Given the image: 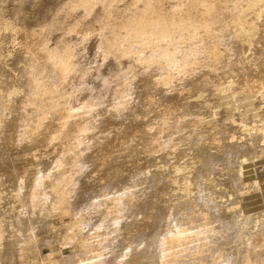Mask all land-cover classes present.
<instances>
[{
    "label": "rangeland",
    "instance_id": "rangeland-1",
    "mask_svg": "<svg viewBox=\"0 0 264 264\" xmlns=\"http://www.w3.org/2000/svg\"><path fill=\"white\" fill-rule=\"evenodd\" d=\"M0 6V69L16 77L0 81V264H34V244L41 247L35 264H132L134 256L154 250L162 230L175 227L163 223L171 218L163 204L177 197L181 207L190 205L177 214L195 221L176 225L177 246L161 264L260 263L259 251L250 249L256 241L248 235L264 229V48L258 49L264 47V0H0ZM20 21L34 32L29 85L17 79L15 47L1 40ZM12 44L17 46V38ZM88 60L107 71L103 79ZM252 65L260 84L245 87ZM204 70L212 75L210 84L176 102L195 109L175 110L160 121L192 124L145 154L151 176L161 177L128 175L116 179L113 193H100L99 168L105 174L111 162L98 158L131 146H111V133L126 131L128 140L136 141V124L146 118L131 105V91L150 79L170 91L174 103L178 91ZM96 84L104 87L99 96ZM19 99L24 110L16 130L12 118ZM51 121L49 140L34 142ZM219 127L225 129L216 133ZM148 129L165 133L163 127ZM206 133L210 140L233 142L239 136L237 142L247 148L228 155L221 144L220 155L212 158L210 188L198 194L195 183L180 174ZM100 136L105 143L97 146ZM22 175L33 176L29 189ZM129 177L132 183L121 184ZM165 179L171 192L164 191ZM124 193L143 207L158 206L143 211L154 218L142 221V229L128 221ZM41 228L45 236H38ZM72 240L78 252L64 263ZM241 244L243 254L231 253Z\"/></svg>",
    "mask_w": 264,
    "mask_h": 264
},
{
    "label": "bare ground",
    "instance_id": "bare-ground-1",
    "mask_svg": "<svg viewBox=\"0 0 264 264\" xmlns=\"http://www.w3.org/2000/svg\"><path fill=\"white\" fill-rule=\"evenodd\" d=\"M2 13H4V8L0 6V15ZM263 33H264V28H263ZM33 34H34L33 30L26 23L20 21L18 23L17 29L6 30L1 39L6 46L12 45V47L13 46L15 47L14 50L16 53H15V58L13 60V66L19 73V76L17 77L18 81L24 85L30 84V81L27 77V70H28V66L33 61V58H32L33 51H34ZM16 38L18 40L17 46L12 44V41ZM262 40H263V45H264V39ZM262 48L264 47H261L260 45L258 46V49H262ZM260 59H261V62L264 61V58H260ZM86 63H87L86 65L93 66L94 69L96 68L95 70L96 76L98 77L99 80L103 79L104 73L107 72L106 70H104L103 68H100L99 64H94V62L92 63L89 60L86 61ZM81 64H82V61H81ZM247 71L250 73V77H248L247 82H244L245 83L244 86L245 87L249 85L258 86L260 84V82L258 81L259 70L255 68L254 65H252L248 67ZM262 71H264V66L262 67ZM211 78H212V75L209 70H204L198 73L197 75H195L193 78H190L187 82V85L178 91L174 103H171L169 101V98L172 97V95L170 94V91L164 89L162 86H159V85H156L150 82V79H147V81L143 84H138L131 91V93H133V96H134V100L131 103V105L136 109L137 114L139 116L141 117L146 116V118H141V121L136 124V127L138 128V134H139L136 141L134 140L129 141L128 133L126 131H119L117 133H114V132L111 133V138H110L111 140H108L111 146L115 145L118 147L120 146L122 147L123 145H126V144H129L131 146L121 148L116 155H114L113 153L109 151H106V153H104L100 158H98L100 160L99 163L101 164L111 162L110 167L103 166L106 168L105 174H102V172L100 173L101 167L99 168L98 177L96 179L95 184L97 182L99 183L97 184L99 185L98 191L100 193H113L115 186L119 184V181H116V179L117 178L122 179L128 175L130 176L136 175L138 178H142V179H146L147 177H153V176L161 177L158 174H153L151 176L145 164L146 163L145 154L155 151L159 147L158 146L159 141L170 140L172 136L174 135V131L176 130L184 131L186 128H188L192 124V120L189 119L184 122H178L176 120H173L169 122L168 124L161 125L160 124L161 119L164 117V114H168V113L175 114V110L178 111L181 108L185 109L186 111H193L195 109L193 105L187 104V103L180 105L176 103L177 100L180 98L189 96V95H193L199 92V90L204 89V87L210 84ZM15 79L16 77L11 71L0 69V81L10 83L14 81ZM94 86H95L94 89H96L95 91L97 92L96 95L99 96L104 87L100 84H96ZM233 103L235 105L236 100ZM23 110H24L23 103L21 102V99H19L17 114H15L12 118V123L16 130H18L22 126L21 125V119H22L21 112H23ZM224 117L225 118L227 117V112L224 113V115L221 114L219 117H217V120L215 123L221 124L223 120H225ZM107 119H108V122H111L112 120V118H107ZM54 126H55V121L48 122L43 128V136L40 139H36L34 142L39 141V142L46 143L49 140L50 133L52 129L54 128ZM151 126H156L158 128L163 127L165 129L164 131L165 133H163V136H162L161 134L156 133L154 130H149L148 128ZM224 129H225L224 127H219V129L216 130L215 132L219 133V132L224 131ZM183 136H184L183 138L184 144L186 145L189 144L190 141H189L188 135L184 133ZM203 137L204 138H203L202 143L200 142L194 143L193 145L194 154L191 158H189L186 161V164L180 174L181 178L183 177L185 178V180H188V179L192 180L195 183V186H197V190L199 191L198 194H205L204 190L207 188H210V186L207 185V183L210 182L209 173L213 172L211 170L213 169L215 165L213 163L212 158L214 159L216 156L218 157L220 155L219 147L221 146V144L224 145V153L228 155L235 152V150L239 154L238 148L240 146L247 148V144H241L242 142L241 143L237 142L239 136L233 142L227 138H222V137L219 139L210 140L208 138V133H206ZM95 143L97 144V146H101L103 143H105V141L102 138V136H100L99 138L95 139ZM248 146H251V145H248ZM243 147H240V148L243 149ZM242 149H240V151ZM243 151L244 150H242L241 152ZM198 152H201V153L198 154ZM101 154L102 153H99V156ZM93 161L95 163H98V161L96 162V158H93ZM49 168H51L50 165L48 167H44L41 170H37L35 174L44 173L48 171ZM62 168H64L63 165L60 166L59 169H62ZM6 173L8 175H11L13 173V170L9 168L6 171ZM22 176L25 178L26 188L29 189L32 184L33 176L32 175L30 177L24 176V175ZM128 183H132L131 177H129L126 181L121 182V184L123 185L128 184ZM162 183H163L165 192L172 191L173 186L170 184L168 179H165ZM237 185H238V181H237ZM215 188H213V194L216 193ZM122 200L125 202V208L129 210V213L127 215L128 221H130L131 223L134 222V225L136 226V228L138 227V229H142L139 226V225L143 226L142 221L147 220L149 222L152 218H154L153 217L154 213L152 215H149L143 211H145V209H151L152 211H155L158 209V206L155 204L152 206L146 205V207L141 206L140 203L136 204L135 203L136 201L134 202V198L132 197L130 193H124L122 196ZM139 200L142 201L143 197L141 196ZM170 200L172 201L171 202L169 201L166 204H163V207L167 211H169L167 215L171 216V218H167L163 223L166 225H172L176 227V225L181 223V221L183 220L182 218H180L179 214H177V211L181 212L182 209H186L190 205L185 204L181 207L179 197H177L176 199H170ZM26 209L28 210L27 206H26ZM183 214L187 215L188 211L183 212ZM183 221L188 222V224L192 226L195 219L187 218ZM227 224L228 225L231 224V221H228ZM175 227H167L166 229L162 230L163 233L159 234L161 235V237L157 241H154V250L151 251L150 249H148L147 251H144L143 258L134 256L132 264H161L162 260H164V258L168 256L171 249L177 246L178 239L176 236H179V234H176L178 233V230ZM263 231L264 229H258L256 233L248 235L249 237L252 236V238H250V240L252 239V242L256 241L255 244L254 243H252L253 245L251 244L250 249L252 250L256 247L254 251L256 252L259 251L257 255V257L260 259L259 264H264V243H263L264 236L262 235ZM46 233H47V230L44 228H41L40 231L38 232V236L40 235L45 236ZM250 243L251 242H249V244ZM70 244L73 247V250H71V252L63 259L64 263H69L70 260L72 259V256L74 258V256L78 252L76 240H72ZM32 246H33L34 253H35L32 259V263L35 264L38 259V255L40 254L41 247H39L38 244H34ZM244 248H245V245L241 244L237 248H235V250L232 251L231 253L243 254ZM73 251H75L76 253L74 254ZM254 257L257 261L258 258H256V256Z\"/></svg>",
    "mask_w": 264,
    "mask_h": 264
}]
</instances>
